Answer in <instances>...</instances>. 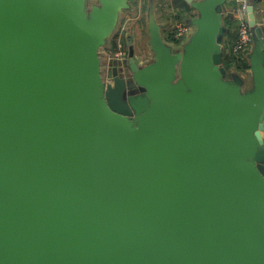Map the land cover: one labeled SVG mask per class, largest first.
<instances>
[{
    "label": "water",
    "instance_id": "obj_1",
    "mask_svg": "<svg viewBox=\"0 0 264 264\" xmlns=\"http://www.w3.org/2000/svg\"><path fill=\"white\" fill-rule=\"evenodd\" d=\"M182 1L180 52L151 23L103 77L127 0H0V264H264V24L243 91L225 0Z\"/></svg>",
    "mask_w": 264,
    "mask_h": 264
},
{
    "label": "crops",
    "instance_id": "obj_2",
    "mask_svg": "<svg viewBox=\"0 0 264 264\" xmlns=\"http://www.w3.org/2000/svg\"><path fill=\"white\" fill-rule=\"evenodd\" d=\"M194 1L199 2L202 0ZM246 1L249 2L251 0ZM254 1L253 8L258 16L257 19L260 24H264V0ZM95 3L96 0H90V5ZM127 3L128 7L120 12L113 32L101 48L107 51L110 58L115 57L114 55L118 51L119 44L122 46V50L126 56L129 47L128 42L130 41L137 63L143 66L152 63L154 54L150 45L151 23L166 46L175 52H180L183 45L195 32V26L191 24V21L196 18V11L182 0H152V2L151 0H127ZM150 6L152 7L151 13L149 12ZM236 8L237 0H225L222 6V19L225 16H233L237 21ZM150 15L153 17L151 21ZM143 16L145 20L142 19ZM178 23H182L190 28L191 34L186 41L176 39L174 36V27ZM226 33H228L227 29ZM223 40L222 48L224 50ZM142 54H147L148 59L151 57L150 60L139 58L138 56ZM242 89L244 90L243 87Z\"/></svg>",
    "mask_w": 264,
    "mask_h": 264
},
{
    "label": "built area",
    "instance_id": "obj_3",
    "mask_svg": "<svg viewBox=\"0 0 264 264\" xmlns=\"http://www.w3.org/2000/svg\"><path fill=\"white\" fill-rule=\"evenodd\" d=\"M248 2L246 0H237V29H236V40L231 46V53L239 55L246 60L247 54L252 48V37L250 34V28L248 26L247 18V8ZM174 36L176 39H184L188 37L191 32L190 28L182 23H178L174 27ZM190 37V36H189ZM117 59H123L125 56L122 46L118 45V51L114 55ZM263 140H264V130H263Z\"/></svg>",
    "mask_w": 264,
    "mask_h": 264
},
{
    "label": "trees",
    "instance_id": "obj_4",
    "mask_svg": "<svg viewBox=\"0 0 264 264\" xmlns=\"http://www.w3.org/2000/svg\"><path fill=\"white\" fill-rule=\"evenodd\" d=\"M254 3V0H251ZM187 8V6H185ZM223 25L228 30V33L225 34L223 40V56H222V65L225 70L228 72L230 69H236L239 72H245L248 70L247 61L239 56L232 54L230 49L232 44L235 42L237 34V21L233 18V16H225L223 18Z\"/></svg>",
    "mask_w": 264,
    "mask_h": 264
},
{
    "label": "rangeland",
    "instance_id": "obj_5",
    "mask_svg": "<svg viewBox=\"0 0 264 264\" xmlns=\"http://www.w3.org/2000/svg\"><path fill=\"white\" fill-rule=\"evenodd\" d=\"M143 20H145L144 16L142 18ZM189 38L186 37L183 40L186 41ZM182 40V41H183ZM141 59H148V55L147 54H142L141 56H138ZM99 58H100V64H101V75L104 76L106 73V68L108 63L110 62V57L108 56V53L106 50L101 49L99 50ZM151 57H149L148 61L150 60ZM232 75H236L237 77H239L240 79H242L244 81V90L243 91H251L252 89V82H251V77H250V73L249 71H245V72H239L236 69H230L227 72V75L223 78L224 81H231L232 80Z\"/></svg>",
    "mask_w": 264,
    "mask_h": 264
},
{
    "label": "flooded vegetation",
    "instance_id": "obj_6",
    "mask_svg": "<svg viewBox=\"0 0 264 264\" xmlns=\"http://www.w3.org/2000/svg\"><path fill=\"white\" fill-rule=\"evenodd\" d=\"M106 74H107V73H106ZM103 77H105V75H104Z\"/></svg>",
    "mask_w": 264,
    "mask_h": 264
}]
</instances>
